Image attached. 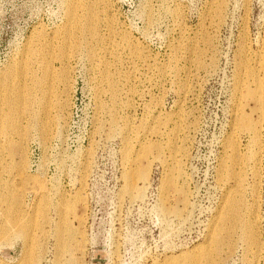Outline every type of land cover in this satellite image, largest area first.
I'll return each mask as SVG.
<instances>
[{
    "label": "rangeland",
    "instance_id": "1",
    "mask_svg": "<svg viewBox=\"0 0 264 264\" xmlns=\"http://www.w3.org/2000/svg\"><path fill=\"white\" fill-rule=\"evenodd\" d=\"M218 2L0 0V264H264V0Z\"/></svg>",
    "mask_w": 264,
    "mask_h": 264
},
{
    "label": "bare ground",
    "instance_id": "2",
    "mask_svg": "<svg viewBox=\"0 0 264 264\" xmlns=\"http://www.w3.org/2000/svg\"><path fill=\"white\" fill-rule=\"evenodd\" d=\"M79 1L82 4L84 2V0H79ZM214 2H216V1H214ZM223 4H224V0H219V2L217 3V6L214 8L215 9L214 11L218 12L217 13L218 17H219V11H220L221 7L223 6ZM75 6L69 8V12H68V16H69L68 24L70 25V32L69 33L70 34H74L75 33V36H76V31L78 32V30H80V31L81 30H86L88 32V34L90 33V37H94L95 36V28H96L94 7L92 5H89V7L86 8L87 9L86 12H84L82 17H80L76 13L77 11L75 9ZM94 39H97V36L94 37ZM259 65H260L261 68L264 69V61L260 62ZM253 70H252V73L249 71L250 72L249 75L252 77L253 83H255V86H256V89L253 92V94L257 97V99L260 102L259 106L257 107L258 109H260L261 102H262L261 101V97L264 94V75L261 76V77L259 75L258 76L254 75L255 71H253ZM108 76L109 75H107L106 77H108ZM111 88H113V87H111ZM112 90H114V89H112ZM1 116H2V112L0 113V117ZM261 119L262 118H261L260 114L257 115V118H254L250 114L244 113L241 101L240 100L237 101L236 109H235V112H234V115H233L234 136L229 141V145L232 147V149L234 151H236L237 146L239 147V143H238L239 141L237 142L236 139H235L236 134L239 133V132H247V135L249 134L248 135L249 136L248 137V139H249L248 140L249 141L248 150L251 153V159H252L253 162H255V160H257V153H258L259 148H260L259 147L260 146L259 145V143H260L259 123H260ZM147 151H148V147L147 146H144V145L140 146V148H139V153L140 154H145ZM235 161L239 162L237 160H235ZM146 173H147V171L144 170L141 173L140 177L143 178L146 175ZM27 178H24V179L26 180ZM29 179H31V178H29ZM21 180L25 181V180H23V178H21ZM35 180H34V182H35ZM28 181L30 182L31 180H28ZM35 183H37V182H35ZM18 188H21V187H18ZM181 198H182L183 202L187 203L186 201H188V198L186 197V195H182ZM172 211L176 212V209H172ZM237 211H238V202L235 201V200L228 201V203L226 205V208L224 210H221V211L218 212V214H219L218 215V221L223 222V224L229 223L230 226L232 228H234V225H235V223L237 221L242 222L240 220L239 216H238ZM229 232L232 233L233 229H230ZM211 234L215 235V234H217V232L212 231ZM242 237H243V239L245 238L244 241L247 243V245H245V247L248 246L249 248H252V245H255V246L258 245L257 237H256L255 233H249V234L243 233ZM220 238H221L220 235L216 236V240L217 241ZM68 239L69 240L77 239V240H80V242L82 243V233L70 230L69 233H68ZM246 240H248V242ZM249 243L252 244V245H250ZM249 250H247V251H249ZM186 264H198V258L196 256L188 255V257L186 258Z\"/></svg>",
    "mask_w": 264,
    "mask_h": 264
}]
</instances>
